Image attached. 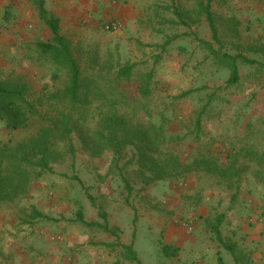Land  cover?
<instances>
[{
    "label": "rangeland",
    "instance_id": "obj_1",
    "mask_svg": "<svg viewBox=\"0 0 264 264\" xmlns=\"http://www.w3.org/2000/svg\"><path fill=\"white\" fill-rule=\"evenodd\" d=\"M202 1L207 0H111L102 6L109 9L105 15L72 27L67 37L90 75L99 68L134 65L128 85L134 91L142 75L153 71L154 97L168 104L171 96L196 90L179 103L183 117L212 99L203 131L197 143L195 134L189 135L184 158L210 147L226 161L231 145L241 147L248 128L253 142L264 148V0L210 1L221 53L256 61L238 60L235 85L228 83L227 62L203 43L220 50L209 22L199 15ZM7 2L0 0V75L28 81L39 95L54 85L55 70L41 65L50 63L40 58L35 44L52 34L39 18L26 14L35 9L32 2ZM182 7L193 13L189 25L179 22L176 10ZM29 133L10 132L0 122V143ZM75 146V156L56 164L26 198L0 206V264H136L123 248L132 241L142 264H235L211 233L209 222L217 216H223V236L241 261L264 264L263 184L244 179L233 196L215 175L191 172L145 185L135 163L128 162L130 152L116 164L110 151L92 156L79 142ZM32 207L52 219H31ZM80 211L87 221L107 223L119 239L78 222Z\"/></svg>",
    "mask_w": 264,
    "mask_h": 264
},
{
    "label": "trees",
    "instance_id": "obj_2",
    "mask_svg": "<svg viewBox=\"0 0 264 264\" xmlns=\"http://www.w3.org/2000/svg\"><path fill=\"white\" fill-rule=\"evenodd\" d=\"M210 1L200 2L199 15L205 16L209 22L220 50H214L211 42L203 43L227 62L230 70L228 83L235 85L240 79L238 60L252 64L256 61L221 53L224 46ZM33 4L40 20L52 34L50 40L35 45L40 58L50 63L41 65L52 66L55 70L54 85L38 95L28 81L0 75V122L10 132L30 131L18 140L0 143V206L26 198L37 181L55 171L56 164L75 156L76 142L92 156L112 152L116 164L130 152L132 157L128 162L135 163L136 174L145 185L179 180L191 172L215 175L218 185L233 196L240 190L244 179L251 178L264 185V148L253 142L248 127L240 141L241 147L231 145L232 151L226 161L214 154L210 147L206 152L200 150L199 154L184 158L189 135L195 134V138L203 131V115L212 99L201 111L195 110L186 118L178 111L179 103L196 90L171 96L172 102L168 104L154 97L153 71L142 75L134 91L128 88L134 78V65H121L114 71L112 67L99 68L90 75L76 57L72 42L61 33L60 20L47 9L46 1L33 0ZM182 9L176 10L179 22L189 25L194 21L193 13ZM171 40L169 38L164 47ZM187 129L191 132L182 133ZM192 141L197 143V138ZM125 183L129 189L130 183ZM29 217L52 219L33 207ZM76 220L111 232L107 223L87 221L82 211ZM31 221L25 223L31 224ZM222 223L223 216L209 222L215 240L231 253L235 264H251L242 262L237 256L235 245L223 236ZM123 248L131 261L142 264L133 244ZM169 250L164 248L166 254Z\"/></svg>",
    "mask_w": 264,
    "mask_h": 264
},
{
    "label": "crops",
    "instance_id": "obj_3",
    "mask_svg": "<svg viewBox=\"0 0 264 264\" xmlns=\"http://www.w3.org/2000/svg\"><path fill=\"white\" fill-rule=\"evenodd\" d=\"M7 1H8L7 4L9 3V1L10 3L16 2L20 4L22 3L30 4L31 2L33 3V0H7ZM45 1H46L47 9L60 20L61 33L65 36L68 35L67 34L68 31L72 27L77 28L78 25L82 24V22H92L93 20L98 19L100 14L105 15V12L108 11L109 9L102 11V6L104 4H110L111 2V0H45ZM34 8L35 9H32V11L28 10L26 12V14L29 17H32V20L39 18L38 10L35 6ZM28 16L27 18H29ZM124 181L125 179L123 180V182ZM107 233L113 234L112 230L111 232H107ZM135 234H136V229L133 228L132 236L135 237ZM113 236L118 238V236L115 234H113ZM131 244H133L134 246V241L126 245H131Z\"/></svg>",
    "mask_w": 264,
    "mask_h": 264
},
{
    "label": "built area",
    "instance_id": "obj_4",
    "mask_svg": "<svg viewBox=\"0 0 264 264\" xmlns=\"http://www.w3.org/2000/svg\"><path fill=\"white\" fill-rule=\"evenodd\" d=\"M106 28H107V29H115L116 26H114V25H113V27H111V26H107Z\"/></svg>",
    "mask_w": 264,
    "mask_h": 264
}]
</instances>
